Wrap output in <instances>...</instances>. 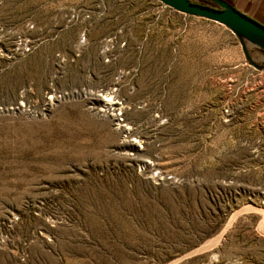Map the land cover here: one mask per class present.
<instances>
[{"label": "rangeland", "instance_id": "1", "mask_svg": "<svg viewBox=\"0 0 264 264\" xmlns=\"http://www.w3.org/2000/svg\"><path fill=\"white\" fill-rule=\"evenodd\" d=\"M0 264H264V50L160 0H0Z\"/></svg>", "mask_w": 264, "mask_h": 264}, {"label": "water", "instance_id": "2", "mask_svg": "<svg viewBox=\"0 0 264 264\" xmlns=\"http://www.w3.org/2000/svg\"><path fill=\"white\" fill-rule=\"evenodd\" d=\"M160 1L177 11L221 23L264 50V24L241 12L227 0H211L213 5H204L193 0Z\"/></svg>", "mask_w": 264, "mask_h": 264}, {"label": "crops", "instance_id": "3", "mask_svg": "<svg viewBox=\"0 0 264 264\" xmlns=\"http://www.w3.org/2000/svg\"><path fill=\"white\" fill-rule=\"evenodd\" d=\"M238 10L264 24V0H229Z\"/></svg>", "mask_w": 264, "mask_h": 264}, {"label": "trees", "instance_id": "4", "mask_svg": "<svg viewBox=\"0 0 264 264\" xmlns=\"http://www.w3.org/2000/svg\"><path fill=\"white\" fill-rule=\"evenodd\" d=\"M193 1L202 3L204 5H213L214 4L211 0H200V1L193 0ZM228 2H230V1L228 0Z\"/></svg>", "mask_w": 264, "mask_h": 264}, {"label": "flooded vegetation", "instance_id": "5", "mask_svg": "<svg viewBox=\"0 0 264 264\" xmlns=\"http://www.w3.org/2000/svg\"><path fill=\"white\" fill-rule=\"evenodd\" d=\"M228 1V0H227Z\"/></svg>", "mask_w": 264, "mask_h": 264}]
</instances>
